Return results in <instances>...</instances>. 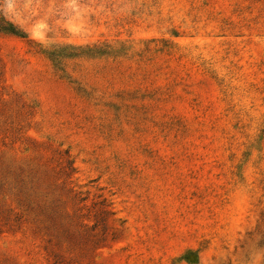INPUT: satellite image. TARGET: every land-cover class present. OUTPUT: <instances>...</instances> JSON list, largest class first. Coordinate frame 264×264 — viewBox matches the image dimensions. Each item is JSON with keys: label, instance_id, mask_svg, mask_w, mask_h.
<instances>
[{"label": "rangeland", "instance_id": "374dc122", "mask_svg": "<svg viewBox=\"0 0 264 264\" xmlns=\"http://www.w3.org/2000/svg\"><path fill=\"white\" fill-rule=\"evenodd\" d=\"M0 15L28 35L0 32V264H52L34 207L58 197L68 264H264V0H0ZM103 43L124 48L88 50ZM52 45L89 54L64 72ZM66 150L85 201L63 185ZM103 199L105 237L80 236Z\"/></svg>", "mask_w": 264, "mask_h": 264}, {"label": "trees", "instance_id": "16d2710c", "mask_svg": "<svg viewBox=\"0 0 264 264\" xmlns=\"http://www.w3.org/2000/svg\"><path fill=\"white\" fill-rule=\"evenodd\" d=\"M0 32L15 35L18 37L22 38H27V33L19 28L17 25H15L13 22L5 19L3 15H0ZM124 48V45L122 44L121 46H117L115 44H108V43H103L101 46H95L93 48H88V50L91 51H96L100 55H105V56H119L121 50ZM104 49V50H102ZM65 51V53L63 52ZM67 51H71L68 54L66 53ZM40 53L44 54L53 64L55 68L58 70H64L63 64L64 60L68 57H78V56H83V55H88V52H84V48L82 46H73V45H68V46H60V45H52L49 47H41ZM61 66V67H58ZM65 152V157L63 160L64 165H62V172L65 176V180L63 181L64 187H66V192L67 194H72L74 198L79 199V201H85L86 197H80V194H82L81 191L76 190L74 187H69L68 184L71 182L68 180L69 178L72 177L73 171H75V167L73 166V160L71 159V155H69L68 151ZM80 197V198H79ZM27 199L30 200V195L27 196ZM57 202V205L51 206V203ZM61 199L58 197L55 200L50 201L49 205L47 206H38L34 207V209L40 210V215L39 216H44L45 219L47 220V223L44 224V221H42L40 218V223H42V226L44 229H46V234L48 235L47 239V246H51L50 248V254L52 257V264H68L67 262V256L71 250L73 249L71 246V242L73 241V231L72 229H69L68 227H64L62 224V213L59 212V204ZM106 200L103 199L101 201V206L95 210L94 216V223L92 225H88V223H82L80 224L81 227H85L83 231L80 232V236L85 235V231L88 230H93L96 229L100 224H102V229L101 232L104 236L105 234V229L106 227L103 225L102 220L103 217H106V215H114L115 213L110 209V204L105 203ZM30 203V202H29ZM27 203L26 208L27 211H33V208L30 207V204ZM37 220V221H38ZM105 220V219H104ZM106 224V223H105ZM87 227V228H86ZM90 227V228H89ZM85 230V231H84ZM262 231V237L264 239V229ZM75 232V230H74ZM89 233V232H87ZM86 233V234H87ZM105 237V236H104ZM64 250V252H63Z\"/></svg>", "mask_w": 264, "mask_h": 264}]
</instances>
